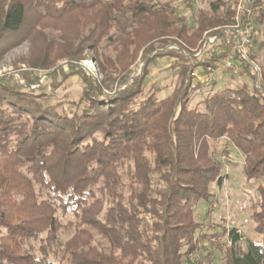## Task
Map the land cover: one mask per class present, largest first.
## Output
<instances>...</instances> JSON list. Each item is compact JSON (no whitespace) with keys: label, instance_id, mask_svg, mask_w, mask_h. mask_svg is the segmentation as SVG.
I'll use <instances>...</instances> for the list:
<instances>
[{"label":"trees","instance_id":"obj_1","mask_svg":"<svg viewBox=\"0 0 264 264\" xmlns=\"http://www.w3.org/2000/svg\"><path fill=\"white\" fill-rule=\"evenodd\" d=\"M254 3L258 34L264 0ZM209 4L191 25L171 5L144 0H0V52L27 32L41 42L34 68L66 58L65 78L85 83L78 103L53 105L30 73L0 77V264H190L209 236L196 209L223 184L211 150L224 141L244 154L247 181H261L256 236L242 248L231 229L227 264H264V68L260 89L225 88L191 105L203 86L190 57L234 15L232 0ZM45 29L63 42H49ZM105 41L122 68L113 97L78 63ZM140 53L146 65L173 61V95L145 93L147 66L129 70ZM60 84L53 71L50 87Z\"/></svg>","mask_w":264,"mask_h":264},{"label":"rangeland","instance_id":"obj_2","mask_svg":"<svg viewBox=\"0 0 264 264\" xmlns=\"http://www.w3.org/2000/svg\"><path fill=\"white\" fill-rule=\"evenodd\" d=\"M144 1L158 5H171L176 14L188 20L191 25H195L202 14H209L210 8L209 0ZM233 2L234 0H232V4ZM258 15L257 11V18ZM230 25L231 23L209 31L224 29ZM258 30V34L256 33V53L258 56L254 60L263 72L264 25H259ZM43 32L49 42H63L59 37L61 34L59 31L45 29ZM112 34H116L115 30H113ZM40 43L34 35L27 34V32L21 38L19 36L14 39L6 47L5 51L0 52V77L9 73L18 76L22 73H30L39 82L34 88H42L49 96V100L45 104L55 105L60 102L73 105V103H78L85 88V83L76 73L70 74L68 79L65 78V75L70 73L66 58L55 60L49 70L33 67V64L36 63L42 53ZM261 43L263 44L262 48L259 47ZM99 54H95L94 50L89 49L82 54L83 60L78 63L81 69L87 73V76L97 79L99 83L103 84L107 96L113 97L116 94V77L122 68L116 60L117 55L113 52V46H110V41H105L102 44ZM190 58L192 62H199V60L192 59L194 56ZM111 64L117 65L118 72L112 68ZM145 65L146 63L141 59L140 53L136 58L135 64L129 68L132 76L141 75ZM101 66L104 68L102 69ZM146 66L144 90L147 95L155 94L158 99H162L173 95L177 91L180 86L179 69L173 66V61L169 58H159ZM241 67L244 69L242 73L237 74L232 71L218 72L209 82L204 81L202 68L194 71L192 74L194 84H201L203 87L191 95V105L195 106L208 94L225 88L260 89L263 83V76L257 81L250 78L247 74L245 70L246 64L243 63ZM62 70L66 73H62ZM53 71H55V75L61 81V84L55 90L50 87ZM20 82L23 83L22 80ZM217 147L215 152L211 150V157L214 161L221 163L224 181L222 185H212L210 200L208 202L201 201L196 209L198 221L204 225V231L209 236L206 240L197 244V251L190 256V264H227L228 251L232 247L228 239L231 229H237L242 238L240 242L242 248L245 246L246 239H254L256 236L254 233L255 223L252 216L254 207L259 200L257 189L261 181H247L244 173V154L240 150L228 144L227 141L222 142ZM71 218L72 216L68 219ZM67 237L65 235L64 240Z\"/></svg>","mask_w":264,"mask_h":264},{"label":"built area","instance_id":"obj_3","mask_svg":"<svg viewBox=\"0 0 264 264\" xmlns=\"http://www.w3.org/2000/svg\"><path fill=\"white\" fill-rule=\"evenodd\" d=\"M257 9L254 0H234L231 25L219 35L214 34L219 29L205 33L204 41L192 58L199 60L193 63L200 64L197 69L202 68L205 82L212 80L218 72L242 73L243 63L250 65L255 80L262 78L261 68L252 58L257 52ZM228 239L232 246L229 236Z\"/></svg>","mask_w":264,"mask_h":264}]
</instances>
